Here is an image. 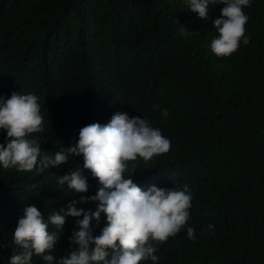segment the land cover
<instances>
[{
  "label": "trees",
  "instance_id": "obj_1",
  "mask_svg": "<svg viewBox=\"0 0 264 264\" xmlns=\"http://www.w3.org/2000/svg\"><path fill=\"white\" fill-rule=\"evenodd\" d=\"M223 6L210 4L202 19L187 0H0V93L39 97L45 131L29 138L42 151L72 146L83 126L117 111L147 119L171 141L170 151L137 157L125 173L135 168L145 190L187 184L193 194L187 226L196 239L186 227L169 237L159 264H264V0L244 8L251 39L228 57L210 47ZM5 136L0 130V143ZM83 163L80 155L43 172L0 166V245L12 243L24 207L45 218L66 207L75 194L57 177ZM84 171L94 195L99 181ZM106 223L102 213L94 235ZM209 223L214 230L202 235ZM74 225L68 217L57 260L71 250ZM13 251L0 248V264ZM31 264L44 262L33 255Z\"/></svg>",
  "mask_w": 264,
  "mask_h": 264
},
{
  "label": "clouds",
  "instance_id": "obj_2",
  "mask_svg": "<svg viewBox=\"0 0 264 264\" xmlns=\"http://www.w3.org/2000/svg\"><path fill=\"white\" fill-rule=\"evenodd\" d=\"M217 3L224 6L221 16L214 20L219 35L210 47L217 56L228 57L238 50L241 41L244 45L250 42L251 37L245 35L249 16L244 8L251 7V0H187V9L207 19L209 5ZM38 100L32 92L0 93V130L6 132L0 143V166L19 172H43L80 155L84 163L82 168L74 167L57 177L59 185L66 183L68 191L75 194L66 207L52 211L47 218L34 204L24 207L12 243L0 245L14 248L9 264H31L33 255L40 256L44 264H140L148 260L159 264L169 237L186 227L187 238L196 239L195 229L187 226L193 197L187 184L182 189L151 185L145 190L132 178L135 168L131 175H125L129 161L139 157L148 162L170 151L171 141L159 128L139 115L117 111L105 124L83 126L72 146H62L49 155L42 151L41 141L29 138L45 131ZM161 114L169 115L167 109ZM85 169L99 181L98 191L91 196L87 195L90 185ZM90 202H99L95 211L81 206ZM102 213L107 223L99 235H94L93 221L99 225ZM68 217L75 218L68 237L71 250L57 260L54 253ZM214 228L209 223L201 234Z\"/></svg>",
  "mask_w": 264,
  "mask_h": 264
}]
</instances>
